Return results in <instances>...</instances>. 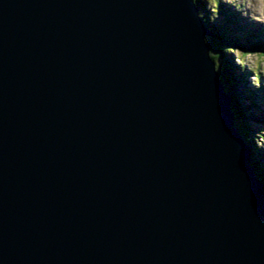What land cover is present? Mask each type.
<instances>
[{
  "label": "water",
  "instance_id": "water-1",
  "mask_svg": "<svg viewBox=\"0 0 264 264\" xmlns=\"http://www.w3.org/2000/svg\"><path fill=\"white\" fill-rule=\"evenodd\" d=\"M195 0H0V264H264V184Z\"/></svg>",
  "mask_w": 264,
  "mask_h": 264
},
{
  "label": "trees",
  "instance_id": "trees-1",
  "mask_svg": "<svg viewBox=\"0 0 264 264\" xmlns=\"http://www.w3.org/2000/svg\"><path fill=\"white\" fill-rule=\"evenodd\" d=\"M195 2L200 17L212 34L208 38L210 53L220 73L224 89L231 99L236 131L249 147L256 177L264 184V148L255 142L259 131L257 129L254 131L251 124V120L257 124L264 121V84L261 76L257 75L253 88H243L242 81L245 77L243 72L247 71L246 66L243 64L244 67H239L233 60V54L236 52H240L241 56L245 57L252 51L259 60L264 62V32L243 25L238 13L230 9L228 5L222 4L221 0H195ZM206 6L216 9L218 12L215 13L219 18L214 21L211 16L209 17Z\"/></svg>",
  "mask_w": 264,
  "mask_h": 264
},
{
  "label": "rangeland",
  "instance_id": "rangeland-1",
  "mask_svg": "<svg viewBox=\"0 0 264 264\" xmlns=\"http://www.w3.org/2000/svg\"><path fill=\"white\" fill-rule=\"evenodd\" d=\"M221 2L224 5H228V7H230V9H232L234 12L238 13L239 17L242 19L240 22L243 25L251 26L254 29H264V0H230L229 2L227 0H221ZM206 8L208 16H211L214 21L219 18L218 14L215 13L218 12L216 9H213L209 6H206ZM233 57L235 63H237L239 67H244L245 65V69H247L248 72V74L243 72V75L245 76L244 80L242 81L243 88H253L256 84L255 76L257 75L261 76L264 84V62L259 60L257 56L254 55V52L251 55H247L245 57L241 56L240 52H236L233 54ZM257 70H259L260 75ZM255 123V121L251 120V124L254 127L252 129H254V131L257 129L259 131H257L258 133L256 132L257 138L255 139V142L258 144V146L264 148V121H260L258 124L256 123L257 125ZM257 139H259L258 142Z\"/></svg>",
  "mask_w": 264,
  "mask_h": 264
},
{
  "label": "bare ground",
  "instance_id": "bare-ground-1",
  "mask_svg": "<svg viewBox=\"0 0 264 264\" xmlns=\"http://www.w3.org/2000/svg\"><path fill=\"white\" fill-rule=\"evenodd\" d=\"M259 75H260V73H259ZM247 145V144H246ZM248 149H249V147H248ZM249 151H250V149H249ZM251 154V153H250ZM256 176V175H255ZM257 178V177H256Z\"/></svg>",
  "mask_w": 264,
  "mask_h": 264
}]
</instances>
